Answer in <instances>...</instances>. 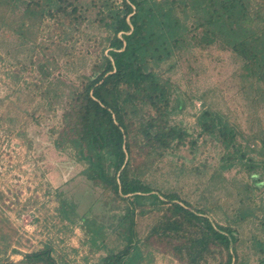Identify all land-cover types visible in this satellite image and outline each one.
I'll return each mask as SVG.
<instances>
[{
	"label": "trees",
	"instance_id": "16d2710c",
	"mask_svg": "<svg viewBox=\"0 0 264 264\" xmlns=\"http://www.w3.org/2000/svg\"><path fill=\"white\" fill-rule=\"evenodd\" d=\"M90 5L97 6L90 22L103 30L95 38L100 51L90 60L92 73L80 77V83L69 87L68 93L61 92L58 85L64 83L50 78L47 64L39 62L40 82L36 85L41 80L46 83L43 91L50 111L56 110L55 100L61 99L57 104L63 108L61 121L50 130L52 143L59 152L80 161V176L89 187L87 193L85 188L80 193L84 198L96 194L110 205L112 213L104 214L107 224L89 217V207L80 213L73 201L69 205L70 220L77 218L94 249L105 252L95 264H151L155 242L184 264L248 263L249 257L240 251L247 238L240 234L238 224L233 227L236 218H225L226 223L221 224L204 208L190 207L177 193L152 186L145 179L144 167L150 168L166 149L183 145L189 137L191 143L196 139L194 129L173 119V113L183 107L182 99L172 81L160 72L165 64L167 69L173 68L184 49L229 51L240 62L241 81L262 100L264 0H93ZM0 8L1 13L16 19V26L10 20L5 24L19 40L31 29L34 35L41 31L46 17L66 28L63 40L71 30L83 34L89 22L88 8L80 0H0ZM195 124L198 136L207 134L222 146V168L240 164L249 175H263L264 159L248 154L256 151V139L264 144L262 130L243 135L238 124L210 102L196 114ZM140 149L144 160L136 163ZM55 192L64 195L59 188ZM3 195L0 190V198ZM261 210V216L247 211L240 217L252 215L260 224L261 233L249 238V255L255 259L250 264H264V208ZM66 211L61 209L64 215ZM145 212L156 216L142 235L135 216ZM112 235L116 239L110 247ZM14 242L18 243L16 231L0 213V264L58 263L47 244L17 261L8 259L7 251H16Z\"/></svg>",
	"mask_w": 264,
	"mask_h": 264
},
{
	"label": "rangeland",
	"instance_id": "374dc122",
	"mask_svg": "<svg viewBox=\"0 0 264 264\" xmlns=\"http://www.w3.org/2000/svg\"><path fill=\"white\" fill-rule=\"evenodd\" d=\"M80 1L88 8L89 22L83 27V34L71 30L65 41L62 37L66 28L48 17L42 21V30L36 35L30 33L31 29L19 40L17 33L5 24L10 20L12 25L16 19L0 12V190L4 194V198H0V213L16 231L18 243L12 244L16 251L6 253L13 261L46 244L51 247L57 264H95L105 253L103 249H94L90 235L77 218L74 222L70 220L69 205L73 201L80 213L89 207L88 216L105 224L108 215L104 214L112 213L110 205L96 194L94 198H84L80 193L84 188L86 193L89 190L80 176V161L59 152L52 143L54 135L50 130L61 121L63 108L57 105L61 99L55 100L56 110L50 111L43 91L46 83L41 80L36 85L40 82L39 62L47 64L50 78L64 83L58 85L61 92L68 93L69 87L80 83V77L92 73L93 60H90L100 51L95 38L103 34V30L90 22L97 7L90 5L93 0ZM179 54L173 68L169 70L165 64L160 72L163 78L172 81L182 99L183 107L173 113V119L194 129L196 139L191 143L189 137L183 145L166 149L150 168L145 165V179L152 186L160 185L168 192L177 193L190 207L204 208L209 217L221 224L226 223L225 218H236L233 227L238 224L240 234L247 238L240 251L249 257L246 264L254 263L255 259L249 255V238L261 233L260 224L252 215L240 217L247 211L262 215L264 169L259 176L256 172L249 175L240 164L222 168V146L207 134L198 136L195 122L196 114L210 102L238 124L243 135H253L259 130L264 135V96L262 101L241 81L240 62L227 50L190 47ZM253 144L256 151L248 154L264 159V155L259 154H264V144L260 139ZM139 152L136 163L144 160L142 149ZM57 188L64 192L63 196H56ZM62 208L67 210L65 215ZM148 213L135 216L142 235L156 216ZM115 239L114 235L108 238L110 247ZM158 244L155 242L157 247L152 249L151 264H184Z\"/></svg>",
	"mask_w": 264,
	"mask_h": 264
}]
</instances>
